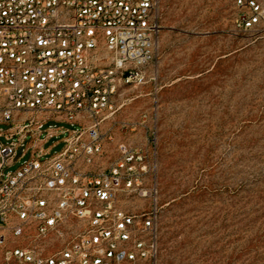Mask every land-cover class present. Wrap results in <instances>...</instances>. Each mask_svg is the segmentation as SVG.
<instances>
[{"label": "built area", "instance_id": "2783aa9c", "mask_svg": "<svg viewBox=\"0 0 264 264\" xmlns=\"http://www.w3.org/2000/svg\"><path fill=\"white\" fill-rule=\"evenodd\" d=\"M235 4L240 28L264 30V0ZM155 10L156 0H0V264H158L156 215L118 204L145 155L108 146L123 87L152 59ZM52 138L63 146L50 154ZM18 147L30 156L4 171Z\"/></svg>", "mask_w": 264, "mask_h": 264}, {"label": "rangeland", "instance_id": "374dc122", "mask_svg": "<svg viewBox=\"0 0 264 264\" xmlns=\"http://www.w3.org/2000/svg\"><path fill=\"white\" fill-rule=\"evenodd\" d=\"M237 14L235 0H156L152 59L119 97L108 146L140 149L146 171L118 204L156 215L158 264H264V30Z\"/></svg>", "mask_w": 264, "mask_h": 264}, {"label": "crops", "instance_id": "0c3cea01", "mask_svg": "<svg viewBox=\"0 0 264 264\" xmlns=\"http://www.w3.org/2000/svg\"><path fill=\"white\" fill-rule=\"evenodd\" d=\"M13 162H14V160H13ZM13 164V163H12Z\"/></svg>", "mask_w": 264, "mask_h": 264}]
</instances>
